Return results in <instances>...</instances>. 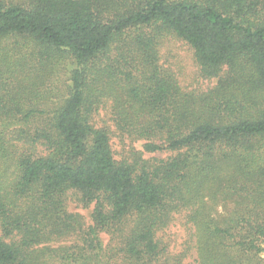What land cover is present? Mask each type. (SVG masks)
Instances as JSON below:
<instances>
[{
  "label": "trees",
  "instance_id": "16d2710c",
  "mask_svg": "<svg viewBox=\"0 0 264 264\" xmlns=\"http://www.w3.org/2000/svg\"><path fill=\"white\" fill-rule=\"evenodd\" d=\"M166 37L213 86H180ZM70 63L60 95L41 94ZM107 104L120 136L170 154L115 159L92 123ZM0 164V264H264V0H0ZM179 213L190 239L171 253L157 233Z\"/></svg>",
  "mask_w": 264,
  "mask_h": 264
},
{
  "label": "rangeland",
  "instance_id": "374dc122",
  "mask_svg": "<svg viewBox=\"0 0 264 264\" xmlns=\"http://www.w3.org/2000/svg\"><path fill=\"white\" fill-rule=\"evenodd\" d=\"M159 63L162 67L172 70L179 81L180 86L184 90H207L215 83V79H203L199 75V67L194 59L193 50L182 40L173 37H166L159 46ZM70 65L63 64L56 68L55 76L52 77L40 91L41 94L56 93L60 95L65 83H69V68ZM100 107L92 117V123L95 127H104L110 133V145L114 154V158L120 160L130 154L131 151H143L144 140H131L127 137L120 136L115 130V124L109 108ZM170 154L169 151H158L147 153L143 151L144 158H165ZM4 169V164H0V174ZM11 180V179H8ZM222 203L218 204V213H226ZM227 209L231 207L230 202L226 203ZM66 208L71 213H78L82 217L84 227L92 225V211L94 204L84 205L80 202L73 193H69L66 197ZM129 223V222H128ZM98 241L104 251L111 247H116L118 243L117 232L112 230H103L98 232ZM157 237L162 244L167 246L171 253L181 252L183 245L190 239L187 224H185L184 213H179L174 216L172 222L157 233ZM76 235H70L61 239H57L49 243L51 247L70 246L77 241ZM45 264H72L59 258H47ZM183 264H197L195 262V254L190 251L183 260Z\"/></svg>",
  "mask_w": 264,
  "mask_h": 264
}]
</instances>
